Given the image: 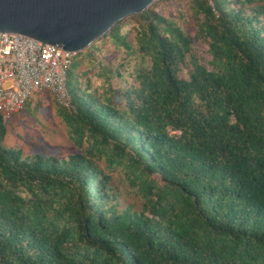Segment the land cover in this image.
I'll return each mask as SVG.
<instances>
[{"label": "trees", "instance_id": "1", "mask_svg": "<svg viewBox=\"0 0 264 264\" xmlns=\"http://www.w3.org/2000/svg\"><path fill=\"white\" fill-rule=\"evenodd\" d=\"M67 89L65 156L23 157L0 113V264H264V0L157 1Z\"/></svg>", "mask_w": 264, "mask_h": 264}, {"label": "water", "instance_id": "2", "mask_svg": "<svg viewBox=\"0 0 264 264\" xmlns=\"http://www.w3.org/2000/svg\"><path fill=\"white\" fill-rule=\"evenodd\" d=\"M160 0H0V33L79 54Z\"/></svg>", "mask_w": 264, "mask_h": 264}, {"label": "built area", "instance_id": "3", "mask_svg": "<svg viewBox=\"0 0 264 264\" xmlns=\"http://www.w3.org/2000/svg\"><path fill=\"white\" fill-rule=\"evenodd\" d=\"M77 54L32 38L0 33V113L10 118L36 93L69 107L68 71Z\"/></svg>", "mask_w": 264, "mask_h": 264}, {"label": "rangeland", "instance_id": "4", "mask_svg": "<svg viewBox=\"0 0 264 264\" xmlns=\"http://www.w3.org/2000/svg\"><path fill=\"white\" fill-rule=\"evenodd\" d=\"M90 56L93 57L92 61L94 60L92 68L83 64L76 70V74L81 80V87L87 85V80L90 79L91 90H95L104 86V77L107 76L104 67L109 64L112 69L116 68L123 55L115 52L112 47L105 46L98 47ZM127 60L134 62L138 59L130 55ZM29 100L30 104L16 113L14 127L8 125L6 144L13 148L19 145L23 157L35 154L44 157L49 154L65 156L72 144L67 137L65 121L57 113L56 101L48 92L33 94ZM39 101L40 108L35 110Z\"/></svg>", "mask_w": 264, "mask_h": 264}]
</instances>
